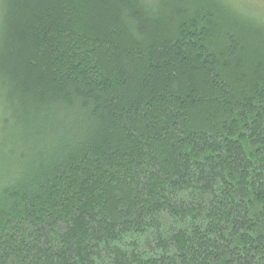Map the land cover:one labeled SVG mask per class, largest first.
Returning a JSON list of instances; mask_svg holds the SVG:
<instances>
[{"label": "trees", "instance_id": "trees-1", "mask_svg": "<svg viewBox=\"0 0 264 264\" xmlns=\"http://www.w3.org/2000/svg\"><path fill=\"white\" fill-rule=\"evenodd\" d=\"M0 264H264V0H0Z\"/></svg>", "mask_w": 264, "mask_h": 264}]
</instances>
